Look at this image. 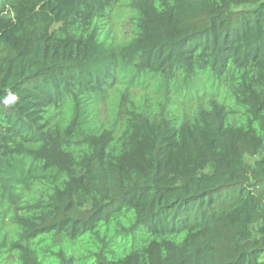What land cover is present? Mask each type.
Here are the masks:
<instances>
[{"label": "trees", "instance_id": "16d2710c", "mask_svg": "<svg viewBox=\"0 0 264 264\" xmlns=\"http://www.w3.org/2000/svg\"><path fill=\"white\" fill-rule=\"evenodd\" d=\"M118 1L0 0V264H264V0H131L115 48ZM204 74L230 102L96 116Z\"/></svg>", "mask_w": 264, "mask_h": 264}, {"label": "rangeland", "instance_id": "374dc122", "mask_svg": "<svg viewBox=\"0 0 264 264\" xmlns=\"http://www.w3.org/2000/svg\"><path fill=\"white\" fill-rule=\"evenodd\" d=\"M130 1L119 0L109 13L106 21L101 23L100 28H102L103 32L107 33V39L112 42L111 45L115 48L131 37V26L129 25L130 11L128 9ZM179 80L170 86L169 94L163 95L161 90H157V84L154 80L148 77L132 79L129 76L125 82L120 83L118 92L115 93L111 89L106 93L103 100L99 102L96 116L102 123H113L115 127L114 135L117 136L123 126V118L122 116H116V120L113 121V116H115V111L118 110L116 103L120 93H123V97L125 98V101L122 103L123 111L142 100L148 101L150 99L157 103L164 102L166 104L165 112H169L172 117L177 119L192 115L197 108L203 106L211 98L230 102L227 84L222 83L219 86L221 88L219 91L216 88H210L208 83L210 80L207 81V74L190 78L188 87L186 86L187 84L184 85ZM227 83L230 85V81ZM67 246L71 245L67 244ZM79 252L82 253V249ZM17 261L18 259L13 255L7 256V264H14ZM55 262L54 258L49 259L50 264H55Z\"/></svg>", "mask_w": 264, "mask_h": 264}, {"label": "clouds", "instance_id": "9594fccd", "mask_svg": "<svg viewBox=\"0 0 264 264\" xmlns=\"http://www.w3.org/2000/svg\"><path fill=\"white\" fill-rule=\"evenodd\" d=\"M17 100H18V97L15 94H10L6 98L3 99V103L7 106V105H11Z\"/></svg>", "mask_w": 264, "mask_h": 264}]
</instances>
